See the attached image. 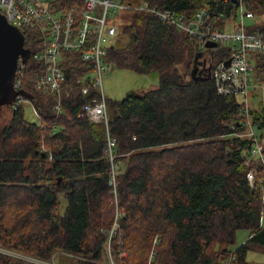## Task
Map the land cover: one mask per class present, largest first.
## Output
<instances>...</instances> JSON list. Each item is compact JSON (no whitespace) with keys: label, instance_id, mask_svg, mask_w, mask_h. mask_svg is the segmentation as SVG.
<instances>
[{"label":"trees","instance_id":"trees-1","mask_svg":"<svg viewBox=\"0 0 264 264\" xmlns=\"http://www.w3.org/2000/svg\"><path fill=\"white\" fill-rule=\"evenodd\" d=\"M123 1L172 9L185 19L202 7L221 11V28L236 10L232 0ZM244 4L253 13L244 17L252 21L247 29L264 32V0ZM128 13L130 20L118 25L117 38L125 39L116 38L107 59L117 68L157 72L160 80L141 93L106 98L107 126L84 111L98 92L82 91L92 67L73 53L59 113L54 96L28 81L22 88L32 95L39 123L24 118L22 103L8 105L11 117L0 125V264L58 257L63 264H249L250 250L264 252V166L246 163L253 140L243 135L241 103L218 92L209 74L229 58L228 45L206 48L153 13ZM22 31L26 48H43L37 32ZM252 59L258 84L264 53ZM41 69L29 58L23 71ZM248 121L264 127L263 108L249 102ZM239 230L248 237L235 247Z\"/></svg>","mask_w":264,"mask_h":264},{"label":"built area","instance_id":"built-area-1","mask_svg":"<svg viewBox=\"0 0 264 264\" xmlns=\"http://www.w3.org/2000/svg\"><path fill=\"white\" fill-rule=\"evenodd\" d=\"M233 2L236 3L234 19L225 21L224 28H221L218 22L224 13L220 11L212 14L205 7L199 8L190 19H185L172 9H159L145 4L134 5L123 0H0V12L5 15L8 22L21 30L37 32L43 43L42 49L30 51L29 56L40 63L42 69L28 76L23 68L29 58L26 62L19 59L13 87L17 91H24L23 82L28 81L36 90L51 93L55 101L54 109L59 113L63 93H68L64 81L71 58L67 54H76L80 60L92 67L89 81L82 86V91L86 92L87 89L93 88L98 92L97 96L84 107V111L90 121L104 123L107 126V97L103 94L101 86L103 75L112 65L107 59L108 48L118 36V25H123L120 20L121 14L131 10H145L204 43L210 41L228 45L229 64H225L227 59L215 63L209 74L218 92L244 97L241 103V115L247 120V128L243 135L253 140L246 163L251 159H258V162L264 166L263 146L248 121V96L251 89L249 57L254 53H264V32L249 31L244 17L252 18L253 13L245 8L244 0ZM238 14L239 20L236 21ZM229 26L232 28L230 31L227 30ZM261 84V88H264V81ZM14 101V104H21L24 101L31 103L21 94H18ZM113 145L114 141L109 138L107 151L110 157H112ZM254 177L255 172L250 169L247 178L251 185L254 183ZM261 187L263 191L264 178L261 179ZM118 217L117 211L109 239L114 229L118 227ZM38 264L51 263L40 261Z\"/></svg>","mask_w":264,"mask_h":264},{"label":"rangeland","instance_id":"rangeland-1","mask_svg":"<svg viewBox=\"0 0 264 264\" xmlns=\"http://www.w3.org/2000/svg\"><path fill=\"white\" fill-rule=\"evenodd\" d=\"M131 18L130 13L121 14L120 20L123 23H127ZM239 20V14L237 15L236 21ZM232 22V21H231ZM246 24H251V20L245 19ZM232 28L229 26L227 28L230 31ZM117 38V37H116ZM124 40V36H119L117 40ZM199 44V42H198ZM224 44V43H221ZM226 45V43L224 44ZM199 46V45H198ZM208 56V55H207ZM253 64L252 57H249ZM254 67H251L249 81L251 84V93L248 96V101L250 102V107L252 109H259L263 108L264 110V88H261V82L256 84L258 81L254 77ZM264 78V77H263ZM160 80L159 74L157 72L151 73H138L131 69L126 68H117L111 65L110 69L106 74L103 75L102 86L101 90L103 94L110 99L119 100L123 98L128 91H135L136 93H141L142 91L154 88L158 85ZM255 85L258 87L254 88ZM237 99L240 103L244 101V97L242 95H238ZM23 111H24V118L29 122L39 123V117L30 102H23L22 103ZM12 110L9 106H2L0 108V125L7 123L11 117ZM252 130L255 135L258 137V140L263 146L264 149V127L252 126ZM264 155V151H263ZM75 187L80 186V181L74 182ZM263 202H264V190H263ZM261 225L264 226V214L261 218ZM248 235L247 230H239L236 238V246L242 244ZM8 252V251H7ZM21 256V255H18ZM22 257V256H21ZM60 257L57 259H53L48 261V263H56V264H63L59 263ZM246 260L249 264H264V252H258L254 250H250L247 253Z\"/></svg>","mask_w":264,"mask_h":264},{"label":"water","instance_id":"water-1","mask_svg":"<svg viewBox=\"0 0 264 264\" xmlns=\"http://www.w3.org/2000/svg\"><path fill=\"white\" fill-rule=\"evenodd\" d=\"M24 41L23 31L19 27L10 24L5 15L0 12V108L11 105L18 94L27 99L32 98L30 93L17 91L13 87L19 58L26 62L30 56V50L24 46ZM216 45V42L210 41L204 44L206 48ZM194 61L197 62V56ZM229 62L230 59H227L225 64L228 65ZM196 68L197 66L192 70V76L197 72Z\"/></svg>","mask_w":264,"mask_h":264},{"label":"flooded vegetation","instance_id":"flooded-vegetation-1","mask_svg":"<svg viewBox=\"0 0 264 264\" xmlns=\"http://www.w3.org/2000/svg\"><path fill=\"white\" fill-rule=\"evenodd\" d=\"M201 64H203V63H201ZM204 64H205V62H204ZM200 67L202 68V65H200ZM203 67H205V68H206V65H204Z\"/></svg>","mask_w":264,"mask_h":264},{"label":"bare ground","instance_id":"bare-ground-1","mask_svg":"<svg viewBox=\"0 0 264 264\" xmlns=\"http://www.w3.org/2000/svg\"><path fill=\"white\" fill-rule=\"evenodd\" d=\"M165 23V22H164ZM41 65V64H40Z\"/></svg>","mask_w":264,"mask_h":264},{"label":"crops","instance_id":"crops-1","mask_svg":"<svg viewBox=\"0 0 264 264\" xmlns=\"http://www.w3.org/2000/svg\"><path fill=\"white\" fill-rule=\"evenodd\" d=\"M247 237H248V235H247Z\"/></svg>","mask_w":264,"mask_h":264}]
</instances>
